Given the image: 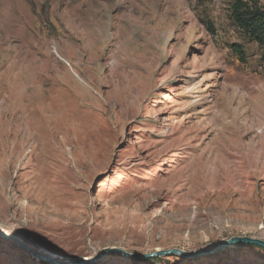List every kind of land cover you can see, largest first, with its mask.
I'll return each instance as SVG.
<instances>
[{"label":"rangeland","instance_id":"1","mask_svg":"<svg viewBox=\"0 0 264 264\" xmlns=\"http://www.w3.org/2000/svg\"><path fill=\"white\" fill-rule=\"evenodd\" d=\"M233 1L0 0V229L64 260L264 239V69ZM0 264L47 263L0 238Z\"/></svg>","mask_w":264,"mask_h":264},{"label":"water","instance_id":"2","mask_svg":"<svg viewBox=\"0 0 264 264\" xmlns=\"http://www.w3.org/2000/svg\"><path fill=\"white\" fill-rule=\"evenodd\" d=\"M0 238L16 244L18 247H20L28 254H30V256H32L33 258H36L39 261L45 262L47 264H87L89 262H95L107 256L108 254H112V253L120 254L125 258L150 259L155 257L172 256V255H177L179 257H192L202 254L213 253L216 251L223 250L227 247L236 246V245H255L264 248V239L253 236H247V235H237V236H232L226 240L214 243L207 248H203V250H201L200 252H197L195 249L184 250L181 248L174 247V248L159 249L152 252L142 253V252H130L122 247L111 246V247L103 248L99 253L89 258L80 259V260H64L43 254L33 249L31 246H29L27 243L21 240L18 236L11 234L3 229H0Z\"/></svg>","mask_w":264,"mask_h":264},{"label":"trees","instance_id":"3","mask_svg":"<svg viewBox=\"0 0 264 264\" xmlns=\"http://www.w3.org/2000/svg\"><path fill=\"white\" fill-rule=\"evenodd\" d=\"M228 19L241 39L258 46L264 69V6L257 0H234L229 7ZM229 47L241 62L246 60L241 43H233Z\"/></svg>","mask_w":264,"mask_h":264},{"label":"bare ground","instance_id":"4","mask_svg":"<svg viewBox=\"0 0 264 264\" xmlns=\"http://www.w3.org/2000/svg\"><path fill=\"white\" fill-rule=\"evenodd\" d=\"M197 247H195V249H196ZM201 250H203V249H201V247L200 248H198V250H197V252H200Z\"/></svg>","mask_w":264,"mask_h":264}]
</instances>
